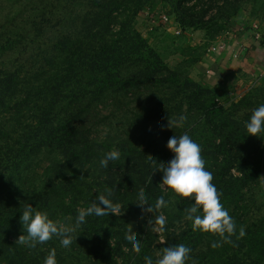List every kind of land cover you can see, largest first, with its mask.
Segmentation results:
<instances>
[{
	"label": "trees",
	"instance_id": "16d2710c",
	"mask_svg": "<svg viewBox=\"0 0 264 264\" xmlns=\"http://www.w3.org/2000/svg\"><path fill=\"white\" fill-rule=\"evenodd\" d=\"M148 1L0 0V264H43L52 249L57 264H144L145 256L155 261L177 244L191 249L186 264L205 257V264H264L263 198L249 192L264 176V133L248 136L244 128L264 103V86L236 102H213L209 88L168 69L133 27ZM184 1L172 0L173 7ZM180 15L188 26L198 22L185 11ZM131 88L135 99L143 98L126 124ZM181 114L184 126L170 128ZM195 128L208 134L197 143L220 202L237 234L245 230L216 248L211 244L218 236L184 218L192 201L160 185L162 172L148 161L167 164L169 137ZM111 150L119 158L101 168L99 160ZM141 188L150 204L164 196L168 206L138 210ZM105 189L119 207L86 217L69 247L56 237L31 249L18 241L26 203L72 226L78 211ZM172 208L184 214L177 234ZM158 215L165 217L163 230ZM127 228L140 242L139 253L125 239Z\"/></svg>",
	"mask_w": 264,
	"mask_h": 264
},
{
	"label": "clouds",
	"instance_id": "9594fccd",
	"mask_svg": "<svg viewBox=\"0 0 264 264\" xmlns=\"http://www.w3.org/2000/svg\"><path fill=\"white\" fill-rule=\"evenodd\" d=\"M186 119V116L181 114L175 118L173 123L178 127H183ZM244 128L248 136L258 137L264 133V103L253 109L248 120L244 123ZM166 148L173 154L167 164L163 162L157 164L154 159L148 161L156 166L154 171L162 172L160 185L165 186L174 194L192 201L190 206L184 209V218L191 222L194 229L214 234L220 238L219 241L212 242L211 247L213 248L219 247L221 241L232 243L233 236H236L237 239L242 238L245 235V230L240 227L237 234V226L233 217L220 202V194L215 184L212 183V173L205 168L200 145L185 132L179 136L169 137ZM118 158L119 152L111 150L99 160V165L101 168H107L109 162ZM111 195V191L105 189V193L98 195L90 206L78 211L72 226H65L59 221H54L50 219L46 211H38L31 204L26 203L20 215L24 234L18 238V241L31 249L56 237L59 239L60 245L67 248L73 241L72 233L86 222V217L108 215L110 211L119 207L109 199ZM135 206L138 210L153 213L154 210L166 208L168 201L164 196H159L156 198L155 204L152 205L148 202L144 189L141 188L136 195ZM155 222L163 230L165 217L158 215ZM129 233L130 228H127L125 239L132 251L139 253L140 242ZM190 252L191 249L184 244L165 247L155 264H186ZM43 264H57L54 249L49 251ZM144 264H154L153 259L150 256H145Z\"/></svg>",
	"mask_w": 264,
	"mask_h": 264
},
{
	"label": "rangeland",
	"instance_id": "374dc122",
	"mask_svg": "<svg viewBox=\"0 0 264 264\" xmlns=\"http://www.w3.org/2000/svg\"><path fill=\"white\" fill-rule=\"evenodd\" d=\"M169 1L168 4L164 0H149L132 19L135 30L160 55L163 64L168 69L183 72L190 80L209 88L213 102L217 101L223 105L238 101L255 87L264 86V82L262 84L252 82L241 89L228 78L217 84H211L210 74L205 72V68L199 70L204 56L217 54L219 47L224 45L223 41L231 34V29L251 30L253 25L264 29V0H227V3L223 0H186L179 7H173L172 0ZM182 11L194 15L198 21L197 24L194 26L185 24L186 20L180 15ZM175 30H180V33L177 35ZM134 94L133 88L127 92L124 108L126 124L131 123L134 115L138 113L139 104L143 98L140 96L135 99ZM228 96L232 99L228 100ZM144 102L147 101L144 100ZM172 127L176 130L180 128L174 123L170 125V128ZM190 136L200 143L208 134L203 128H195ZM249 192L254 195V198L260 196L263 198L259 200L263 207L264 176L250 186ZM183 215L176 208L170 211V216L176 220V234L182 231L178 223ZM155 232L159 238H162L160 231ZM208 240L210 239L205 241ZM155 253L158 255L159 250ZM153 256L155 255H150L152 259ZM205 259L206 257L202 263L196 262V264H205ZM155 261L153 260L154 264Z\"/></svg>",
	"mask_w": 264,
	"mask_h": 264
},
{
	"label": "crops",
	"instance_id": "0c3cea01",
	"mask_svg": "<svg viewBox=\"0 0 264 264\" xmlns=\"http://www.w3.org/2000/svg\"><path fill=\"white\" fill-rule=\"evenodd\" d=\"M254 26L251 30L231 29L217 54L204 56L199 70L205 68L211 84L228 78L242 89L252 82H264V29Z\"/></svg>",
	"mask_w": 264,
	"mask_h": 264
},
{
	"label": "built area",
	"instance_id": "2783aa9c",
	"mask_svg": "<svg viewBox=\"0 0 264 264\" xmlns=\"http://www.w3.org/2000/svg\"><path fill=\"white\" fill-rule=\"evenodd\" d=\"M163 19L165 18L163 17ZM254 28H256V26H254ZM175 33L178 35L180 33V30H175ZM227 99L230 100L232 99V97L228 96Z\"/></svg>",
	"mask_w": 264,
	"mask_h": 264
}]
</instances>
